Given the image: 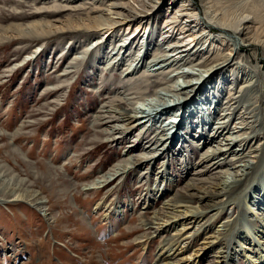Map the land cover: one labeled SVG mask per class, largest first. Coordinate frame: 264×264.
Instances as JSON below:
<instances>
[{
  "label": "rangeland",
  "instance_id": "1",
  "mask_svg": "<svg viewBox=\"0 0 264 264\" xmlns=\"http://www.w3.org/2000/svg\"><path fill=\"white\" fill-rule=\"evenodd\" d=\"M118 1L129 2L139 10L140 6L135 0ZM155 1V9L161 10L155 17L152 16L154 23L151 24L156 27L150 31V36L155 37L151 48L155 52L160 48L157 45L161 44L170 50L166 42L174 38L164 40L172 32H168L170 35L167 37L161 31H164L167 19H171L181 6L182 0H176L171 6L168 0ZM112 2L0 0V174L9 183L8 192L3 191L4 196L0 195V199H7L0 200V264H17V261L18 264H180L176 253L169 257L159 255L161 245L168 240V236H175L176 233L174 227H161V223L172 214L168 205L171 201L178 204L191 197V193L196 192L194 183L208 186L221 176L218 169H210L199 177L193 174L201 168L195 165L202 154L197 145L204 142L201 134H197L184 142L188 151L186 146L179 149L177 146L173 156L169 157L175 158L172 164L167 165L173 181L163 185L155 182L156 172L165 160L160 158L153 168L146 163L140 168H132L125 176H119L103 187L89 188L103 174L123 161L122 153L129 144L126 139L108 142V137L103 134L105 126L98 125L96 119L101 107L109 105L108 101L116 96L118 86L123 85V67L127 68L129 62L126 61L125 66L123 64L121 71L119 68H106V62L100 63L95 53L111 51L114 45L109 41L103 49L96 47L97 40H101L98 35L89 37V40L88 36L81 39V33H67L55 28L54 33L45 39H29L19 36L9 25L51 21L54 13L65 21L76 19L74 16H77L79 9V15L84 16L93 11L94 16L104 14L106 17L111 13L108 8ZM146 11L151 15V10ZM202 29L197 26L196 34L200 36ZM123 31V28L119 29L113 35H119L120 39ZM209 35L198 46L203 51L199 50L197 56H192L193 63L205 62L229 52V48L221 45L220 38L216 37L218 32ZM139 40L138 47L147 44L148 33ZM185 41L188 42L189 38ZM84 42H89L88 47L80 48ZM91 42L94 45L90 46ZM216 44L219 46L215 47ZM138 47L133 48L132 56L140 61ZM262 49L245 47L239 50V57L242 55L240 58L245 64H230L214 74L209 81L211 84L202 91L198 100L204 103L207 100L214 101L213 92L219 89L223 94L216 95L220 97L217 99L221 103L227 100L230 92L236 95L240 85L246 81L243 74L236 72L237 66L242 70L257 67L264 77V61L260 59L264 55ZM35 51L38 52L33 54ZM84 53L86 58L83 63L78 68H72L74 72L71 75L62 76L75 55L82 58ZM15 64L17 67L12 70ZM230 70L236 76L231 73L229 75ZM193 71L191 66H187L183 73L192 74ZM139 72L141 68L134 73ZM177 72L175 70L173 74ZM160 77L152 80L157 81ZM66 83L69 84L57 90ZM153 88L157 89L158 86L153 85ZM122 90L126 93L125 88ZM260 94L258 117L264 118V88ZM144 97L149 98L146 95ZM138 102V105H142L144 101L141 99ZM244 105L243 102L239 106V112L244 110ZM171 106L174 110L180 105ZM219 113H222V108L213 116L206 111L202 121L210 122ZM237 117L233 118L231 126L238 125ZM164 118L167 117L162 116L157 123L158 117L151 119L147 123L148 127H152L150 132L160 126L167 130L162 124ZM193 122L195 126L198 125L195 119ZM209 129L211 132L212 129ZM248 131L245 129L242 133ZM260 140L258 137L250 139L248 144L254 146ZM215 141L212 140L211 144H216ZM207 148L209 144L204 146L202 152ZM148 169L152 173H148L146 179L143 176ZM259 176L257 174L252 177L253 185L262 184L264 176L262 180ZM195 178L197 180L191 183V179ZM0 187L4 188V185L0 184ZM35 192L45 200L43 207H39L36 200L32 199L37 195ZM16 194L22 200L11 199ZM27 199H31V202ZM254 207L252 211L244 199L233 197L218 210L221 211L219 215L194 218L193 229L185 234L189 238L179 241L180 258L191 259L189 263L183 264H226L219 262L221 259L215 256L219 249L227 251L228 255L231 250L234 251V256L230 255L231 264H253L247 257L252 248L260 254L255 255V258L264 254V208L257 205ZM260 215L262 218H259ZM228 224L227 231L219 229L221 226L226 228ZM176 227L181 228V225ZM214 233L222 236L215 249L204 250L193 260L196 250L203 248V238Z\"/></svg>",
  "mask_w": 264,
  "mask_h": 264
},
{
  "label": "bare ground",
  "instance_id": "2",
  "mask_svg": "<svg viewBox=\"0 0 264 264\" xmlns=\"http://www.w3.org/2000/svg\"><path fill=\"white\" fill-rule=\"evenodd\" d=\"M168 1L171 6L176 0ZM134 2L139 4V10H136L129 2L113 0L108 8L111 13L108 15L105 13L106 17L103 16L104 14L94 16L93 11H89L84 17L79 15V9L78 13L76 12L77 16H74L76 19L65 21L54 13L51 21L12 23L9 28L14 32L16 31L19 36L29 39H45L54 33L55 28L67 33H81V39L88 36L89 40V37L98 35V39L101 38V40H97L96 47L103 49L109 41L114 45L113 48L111 47V51L95 53L96 56H99L97 59L100 63L106 62V68L110 70L119 68L121 71L123 64L125 66V62H129L126 63L127 68L123 67V85L118 86L116 96L110 98L109 105L101 107L100 113L96 117L97 124L105 126L103 134L108 137V142L115 140L121 142V140L126 139L129 140V144L122 153L123 161L103 174L89 188H94L93 186L103 187L109 181L119 176H125L132 168H140L146 163L153 168L160 158H165V160L162 161L163 165L160 170L156 172L157 180L155 182L160 183V185L171 182L173 179L167 165L172 164L175 160V158H169L173 156L175 147L178 146L177 149L181 146L184 147L186 146L184 145L185 141L201 134V139L204 142H199L197 146L200 147L199 151L202 154L200 160L195 164L201 168L198 167L199 169H196L193 174H197L199 177L210 169L211 171L218 169L221 176L217 177L215 181H211L208 186L195 184L194 180L197 179H191V183H194L196 187V192H192L191 197L178 204L171 201L168 210L172 214L164 220L163 224L161 223V227L164 229L176 228V233H174L175 236H168V240L164 242V245H161L159 255L169 257L170 254L176 253L180 264L189 263L191 259L189 257L180 258L181 253H178V250L179 241L182 242L189 238V235L185 236V234L193 229L194 218L205 217L209 214H214V217L219 215L221 211L218 210L228 204L233 197L244 199L252 211L255 205L264 208V179L260 185L257 183L253 185L251 181L254 175L260 174L259 179L261 178V180L264 176V118L258 117L260 92L264 88V77H262L261 72L257 67H254L253 70L245 68L242 70L241 67L237 66L235 67L236 72L243 74L244 78L246 77V81L240 85L237 91L238 94L236 92L234 95L233 92H230L227 100L221 103L217 99L220 97L216 95V93L218 95L223 94V91L219 89L216 93L213 92L214 101L207 100L204 103V101L198 100L202 91L208 88V84H211L209 81L214 74L222 71L230 64H245V61L240 58L242 55L239 57V50L245 47L255 49L262 47L264 53V0H199V2L197 0H182L181 6L175 11L171 19H167L164 31H161L167 37L170 35L168 32H172L170 37L164 40L174 38V40L166 42L171 49L167 50L165 46L158 44L157 47L160 48H157L155 52L151 48L155 37L150 36V31L152 27L156 26L151 23H154L153 18L161 8L155 9L153 5L156 3L155 0H135ZM146 10H151L149 13L151 15H148ZM151 19L153 20L151 21ZM197 26L203 27L200 36L196 34L195 28ZM122 28L124 31L122 38L119 39V35L116 34L115 36L113 33L119 32V29ZM192 30H195L194 33ZM214 32H218L216 37L220 38L221 45L229 48V52H224L218 58H212L205 62L193 63L192 56H197L199 50L203 51V48L198 47L201 41ZM146 33H148V43L138 47L139 38L143 39ZM207 33L209 34L207 35ZM186 38H189L188 42L185 41ZM116 40L119 42L115 43ZM88 43H82L84 46L80 48L88 47ZM92 44L94 45V42H91L90 46ZM172 46L174 47L172 48ZM218 46L215 45V47ZM137 47L141 54L140 61L138 58L133 59L132 56L133 48ZM37 52L35 51L33 54ZM85 56V53L82 58L75 55L69 64L70 66L61 75H71L74 72L72 68H78L79 64H82L86 58ZM64 57L65 54L63 59ZM260 59L264 61V55ZM187 66H191L194 70L192 74L183 73ZM16 67L17 64L11 69L14 70ZM140 68L141 72L135 74L134 72ZM246 68L248 67L246 66ZM175 70L178 72L173 74ZM230 73L236 76L233 70H230L229 75ZM191 75H195V77ZM159 76L162 77L157 81L152 80V78ZM67 84L69 83L59 86L57 90L63 89ZM153 85L158 86V88H153ZM231 86L233 90V85ZM124 88L126 93L122 90ZM145 95L149 98H145ZM141 99L144 102L142 105H138V100ZM243 102L245 104L244 110L239 112V106ZM178 104L180 106H176ZM171 105L176 106V108L173 110ZM219 108H222V113L217 115L218 118L212 117V120L206 121V123L202 121L205 117L204 112L207 111L208 115L213 116ZM236 113L237 115H235ZM162 116L167 117L162 122L167 130L160 126L155 131L150 132L152 127H148L147 123L158 117L157 123ZM235 116H238L236 123L239 126H231ZM194 119L198 122L197 126L193 122ZM152 125L156 126V124ZM209 128L212 129L211 132ZM245 129H249V131L242 133ZM213 130L216 131L213 132ZM257 137L258 139L261 138L258 144L250 146L248 144L250 139ZM215 139L216 144H211L212 140ZM207 144H209V148L202 152ZM247 147L250 148L247 149ZM185 148L188 151L187 146ZM148 173L151 175L152 172H149L148 169L143 177L146 178ZM6 183L7 181L2 179V174H0V184L4 185V188L0 187V195L8 192L6 190L9 188V183ZM1 198L5 199L4 197ZM20 198L21 196L16 194L11 199L22 200ZM32 199L36 200L35 203L39 207H43L45 200L38 194ZM27 200L30 201L31 199ZM177 225H181V228L176 227ZM222 225L226 226L225 224ZM228 227L229 224L226 228L221 226L219 229L227 231ZM221 237L214 233V235L210 234L203 238V248L196 250V257H193V260L197 259V256H200L204 250L213 251ZM249 252L247 257L252 263H264V254L255 258L254 256L259 253L253 248ZM232 254H234L233 250L228 255L227 251L219 249L215 256L221 259L219 262L231 264L230 255Z\"/></svg>",
  "mask_w": 264,
  "mask_h": 264
}]
</instances>
